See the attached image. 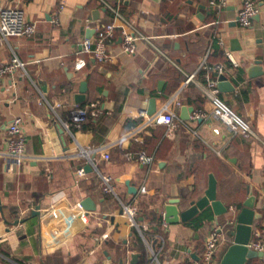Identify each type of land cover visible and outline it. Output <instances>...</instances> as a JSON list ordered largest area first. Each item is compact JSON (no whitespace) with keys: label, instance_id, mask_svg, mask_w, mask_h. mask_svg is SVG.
Segmentation results:
<instances>
[{"label":"crops","instance_id":"obj_1","mask_svg":"<svg viewBox=\"0 0 264 264\" xmlns=\"http://www.w3.org/2000/svg\"><path fill=\"white\" fill-rule=\"evenodd\" d=\"M210 1L0 0V6L22 8L37 25L32 36L0 37V64L14 56L25 63L15 75L0 79V264H132L133 253L140 254L136 264L143 259L158 264L152 250L159 263L177 264L192 252L201 256L217 222L227 225V240L207 264H219L250 192L261 215L251 240L257 232L264 238V0H255L258 12L249 28L237 20L242 0H225L220 8ZM111 22L129 23L148 39L137 41L135 53H124L117 28L111 60L99 62L82 53L84 40L96 39ZM79 58L86 64L77 69ZM255 60L260 63L254 65ZM253 66L263 74L252 76ZM221 74L227 77L222 88ZM209 80L217 81L220 96L256 135L233 134L213 116L191 118L198 110L212 111ZM84 81L87 90L78 102ZM151 98L156 111L168 106L177 115L174 138L166 135L165 125L141 131L138 139L128 137L143 121L138 114ZM80 108L100 113L68 131L64 122ZM17 116L24 120L28 154L20 163L6 154L8 124ZM100 145H111L110 159L98 154L93 171L79 178L77 169L88 164L78 155L81 147ZM139 152L154 157L151 168L137 161ZM101 174L115 179L121 200L136 201L138 221L150 228L148 242L138 230V237L132 236L118 198L104 192ZM211 174L227 213L215 216L208 207L195 217L207 216L199 228L190 223L195 218L167 224L168 201L179 198L185 210L205 194ZM127 181L137 190L145 185L147 193H131ZM86 197L96 210L83 207ZM37 205L40 213L33 215ZM155 214L163 221L151 233ZM247 264H264V257Z\"/></svg>","mask_w":264,"mask_h":264},{"label":"built area","instance_id":"obj_2","mask_svg":"<svg viewBox=\"0 0 264 264\" xmlns=\"http://www.w3.org/2000/svg\"><path fill=\"white\" fill-rule=\"evenodd\" d=\"M210 3L220 8L225 5V0H211ZM258 12V6L255 0H242V6L237 14V20L243 28H249L253 23V18ZM116 16L122 18V15L118 10H115ZM124 19V18H122ZM125 21V20H123ZM129 23H121L117 25L115 22L107 24L100 32L96 39L87 38L82 44V53L92 56L99 62L111 60L114 55L110 50V44L114 41L115 30L120 28L122 30V44L121 51L127 54H133L137 48V41L140 39H148L135 29L128 27ZM37 31V25L26 18L25 11L19 6H0V37L2 40H8L11 37L20 36H32ZM86 64L84 58H79L76 67L80 69ZM25 68V63L22 62L17 56L11 58L9 62L0 64V79L6 76L15 75L20 69ZM216 68L220 73H223V66L218 65ZM206 94L212 103L211 113L202 110L196 111L191 118L192 119H207L213 116L220 120L226 128L233 134H241L244 136L256 135L249 121L239 115L221 96L219 88L217 87V81L209 80L208 88H206ZM99 109L88 110L87 108H80L73 112L71 119L64 122V127L68 131H72L74 127H81L82 124L88 119L89 116L98 115ZM138 116L143 118V121L134 128L128 137H135L138 139V134L153 126L165 125L166 135L170 138H174L177 128L179 126L178 117L173 111H169L166 106L161 111L149 115L145 110H141ZM23 118L15 117L8 124V149L7 156L12 158L17 163H20L28 158L26 152V138L22 134ZM220 132L218 129H215ZM111 145L100 146H86L81 147L78 155L87 159V163L95 166V158L98 154L101 158L110 159L109 148ZM128 155V154H127ZM131 157V154L128 155ZM137 161L139 163L151 168L155 159L153 156L146 154L145 152H139L137 154ZM76 175L80 178L86 175L85 167L81 166L77 169ZM103 190L106 193L114 194L120 205V217L125 219L129 230L132 232L136 229L140 232L141 236L148 242V225H141L138 221L140 208L135 200L123 201L119 198L116 190L115 179L108 174H101ZM139 194H146L147 188L145 185L141 186L138 190ZM231 210H236L235 206L230 207ZM117 238L119 232H116ZM1 237V234H0ZM227 240V225L221 223H215L209 229L208 236L204 243V249L200 256V260L193 258L182 259L177 264H207L214 260L218 247ZM249 247L264 252V238L261 237V233H256V238L249 242ZM153 251L155 260H157V253ZM124 264H130L126 262Z\"/></svg>","mask_w":264,"mask_h":264},{"label":"water","instance_id":"obj_3","mask_svg":"<svg viewBox=\"0 0 264 264\" xmlns=\"http://www.w3.org/2000/svg\"><path fill=\"white\" fill-rule=\"evenodd\" d=\"M235 42H237L235 40ZM260 61L255 60L254 65H258ZM259 67V68H258ZM252 76L263 74V70L260 66L252 67ZM220 83L219 87H223L225 84V80L227 77L224 74H221L219 77ZM228 86V85H227ZM87 90V82L84 81L81 83L80 93L77 94L76 100L78 102L83 101L85 97V92ZM194 110L193 107H190V112L192 113ZM147 114L151 115L156 112L155 106V98H151L149 101V107L146 110ZM189 115L185 119H189ZM63 132V129H61ZM86 172H92L93 166L91 164L85 165ZM129 191L131 193L136 194L137 188L132 185L129 181L126 182ZM180 202L179 198H172L165 205L164 212V221L167 224H174L179 222H189L194 219L201 212L206 210L208 207L212 209V212L215 216H220L227 213L228 208L223 203L217 195V180L211 174L209 179L208 188L205 191V194L197 200H194L190 203V206L185 210H181L178 206ZM83 207L87 211L96 210V206L91 197H86L81 202ZM256 205V196L250 192L249 198L244 202L243 207L239 210L235 225L233 226V230L231 231L232 241L228 245L227 249L223 253L219 264H247L248 260L255 257H264L263 251H257L249 247V242L252 239L253 235V224L254 221L260 218L259 212L255 208ZM33 215L40 213V206H36L35 210H33ZM192 258L199 260L200 257L196 253H191ZM140 257L139 253L132 254V264H136Z\"/></svg>","mask_w":264,"mask_h":264},{"label":"trees","instance_id":"obj_4","mask_svg":"<svg viewBox=\"0 0 264 264\" xmlns=\"http://www.w3.org/2000/svg\"><path fill=\"white\" fill-rule=\"evenodd\" d=\"M207 216L202 214L201 216L195 218L192 222H190L194 227L199 228L201 225H203L204 221L206 220ZM151 221L155 222L154 225H152L150 232H158L160 229V225L162 224L163 218L162 215L155 214L152 216ZM132 236L138 237V231L136 229H133ZM140 264H144V259L140 262Z\"/></svg>","mask_w":264,"mask_h":264}]
</instances>
